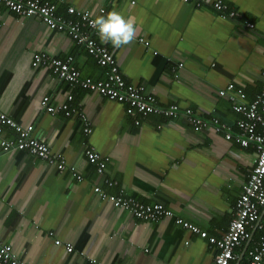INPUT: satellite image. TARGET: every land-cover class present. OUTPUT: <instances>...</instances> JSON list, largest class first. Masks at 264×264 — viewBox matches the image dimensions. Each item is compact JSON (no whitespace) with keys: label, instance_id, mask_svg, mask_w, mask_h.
I'll use <instances>...</instances> for the list:
<instances>
[{"label":"crops","instance_id":"obj_1","mask_svg":"<svg viewBox=\"0 0 264 264\" xmlns=\"http://www.w3.org/2000/svg\"><path fill=\"white\" fill-rule=\"evenodd\" d=\"M39 1L60 16L72 7L93 17L103 9L104 16L118 11L133 18L137 38L126 47L115 49L92 35L113 53L124 82L142 85L160 106L176 104L207 121L216 118L229 127L232 138L224 139L210 124L194 132L180 117H130L122 104L71 88L48 69L31 68V55L40 52L58 59L70 56L81 77L105 76V69L65 33L49 30L35 17L19 18L0 4V111L16 123L31 124L30 136L47 147L48 157L61 155L65 167L72 166L80 177L58 171L55 161L0 148V240L23 264H210L214 249L206 239L174 220L215 238L227 228L255 154L251 145L243 148L234 140L240 115L232 106L238 101L217 92L231 83L246 102L258 94L264 71V0H221L240 15L235 20L220 18L207 5L180 0ZM244 20L253 24L252 30L243 26ZM67 94L72 96L68 106L89 123V134L83 133L78 116L50 115L39 108L41 97L55 105ZM85 145L105 159L101 175L86 162ZM104 179L116 185L109 187ZM93 187L161 204L171 216L135 219L101 200ZM252 235L236 250L244 260L242 249L253 246ZM56 240L59 245L53 244Z\"/></svg>","mask_w":264,"mask_h":264},{"label":"built area","instance_id":"obj_2","mask_svg":"<svg viewBox=\"0 0 264 264\" xmlns=\"http://www.w3.org/2000/svg\"><path fill=\"white\" fill-rule=\"evenodd\" d=\"M183 3H190L196 7L207 5L220 18L226 20L240 19V15L221 0H180ZM6 10L19 18L35 17L49 30L65 33L68 38L78 47H81L90 55L99 67L105 69V76L102 80H93L88 77H81L72 64L70 56L65 59L52 58L44 53H33L30 57V67L33 69H48L56 78L65 82L71 88H78L87 93H94L107 101L124 105L125 113L130 117L135 115L140 118L156 116L168 120L180 117L194 131H200L209 124L214 131L223 133L224 139L232 138L229 127L221 124L216 118L209 121L202 119L187 108L181 109L176 104L160 106L156 103L151 94H146L142 85H131L124 82L118 72L113 53L105 46L96 42L92 35L97 34L90 26V21L95 19L87 11H77L72 7L66 9V16L57 15L54 7L39 0H0ZM98 16H104V10L98 9ZM243 26L247 30L253 29V24L244 20ZM137 41L147 45L141 38ZM181 66L180 64L178 65ZM172 72L175 73L174 69ZM261 87L258 94L252 101H244V94L241 89H235L230 83L217 92L218 96L226 97L232 104V110L240 115L235 123L237 135L234 137L236 143L243 148L252 146L255 159L251 165L241 191L232 206V215L225 232L218 238L208 236L204 231L175 219L174 223L180 224L189 232L197 235L200 239H206L207 243L214 249L210 264H262L264 260V235L259 236L254 247L247 252L245 260L241 261L242 255H238L236 249L251 238L250 230L261 229L264 225V71L260 73ZM72 96L67 94L63 102L50 105L48 97L39 99V108L44 112L53 115L62 113L68 117L78 116L83 125V133L89 134L91 129L84 115L75 108H70L68 103ZM235 103V102H234ZM137 125L138 121L134 120ZM32 125H22L14 122L11 118L0 111V148L2 150L14 149L24 150L29 155L39 158L42 161L56 162L58 171L68 170L76 180H80L72 166L65 167L61 155L48 157L47 147L39 140L30 136ZM10 135V136H7ZM83 155L86 162L92 165L95 172L101 175L105 159L91 147H83ZM107 186H115L116 183L104 179ZM101 200L108 202L114 208L129 213L132 217L142 221H157L171 216V212L161 204H143L122 195H108L98 187L92 188ZM59 245V241H54ZM186 244V243H185ZM65 251L70 253L71 247L65 245ZM0 264H23L12 253L9 244L0 240Z\"/></svg>","mask_w":264,"mask_h":264},{"label":"clouds","instance_id":"obj_3","mask_svg":"<svg viewBox=\"0 0 264 264\" xmlns=\"http://www.w3.org/2000/svg\"><path fill=\"white\" fill-rule=\"evenodd\" d=\"M103 43H110L113 48L120 49L133 43L138 29L133 18H125L118 11H110L106 16H98L90 21Z\"/></svg>","mask_w":264,"mask_h":264},{"label":"trees","instance_id":"obj_4","mask_svg":"<svg viewBox=\"0 0 264 264\" xmlns=\"http://www.w3.org/2000/svg\"><path fill=\"white\" fill-rule=\"evenodd\" d=\"M256 232H254L253 235H252V240L255 239L254 244L256 243V241H257L259 236L264 235V225H261L260 231H258L257 233ZM243 243H245V242H243ZM243 243L237 249H241L243 247ZM254 244H253V246L251 248H249L250 244H248V246L244 249L243 256H245L247 254V252L250 251L254 247ZM243 260L244 259L241 257V261L242 262H243Z\"/></svg>","mask_w":264,"mask_h":264},{"label":"water","instance_id":"obj_5","mask_svg":"<svg viewBox=\"0 0 264 264\" xmlns=\"http://www.w3.org/2000/svg\"><path fill=\"white\" fill-rule=\"evenodd\" d=\"M246 248V244H245V246H244V248L242 249V252H244V249Z\"/></svg>","mask_w":264,"mask_h":264}]
</instances>
